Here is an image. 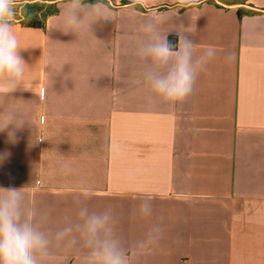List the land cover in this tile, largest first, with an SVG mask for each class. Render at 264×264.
Returning <instances> with one entry per match:
<instances>
[{"label": "crops", "instance_id": "crops-1", "mask_svg": "<svg viewBox=\"0 0 264 264\" xmlns=\"http://www.w3.org/2000/svg\"><path fill=\"white\" fill-rule=\"evenodd\" d=\"M38 2L54 6L41 27L25 22V8ZM105 2L113 22L94 24L93 37L63 32L62 0H18L30 90L12 95L30 127L16 145L0 133V152L11 153L0 186H26L31 203L51 210L53 228L91 191L90 208L114 209L128 247L161 226L134 264H264V0ZM154 11L173 18L165 32L195 29L186 35L199 51L216 49L175 105L143 81L124 19ZM146 197L153 211L143 217ZM61 261L78 264V256Z\"/></svg>", "mask_w": 264, "mask_h": 264}, {"label": "clouds", "instance_id": "clouds-1", "mask_svg": "<svg viewBox=\"0 0 264 264\" xmlns=\"http://www.w3.org/2000/svg\"><path fill=\"white\" fill-rule=\"evenodd\" d=\"M18 0H0V133L7 136L6 143L16 145L18 133L29 126L24 112L16 105L13 93L30 90L25 86L28 65L20 55L21 46L15 30ZM179 13L176 14L178 17ZM61 18L65 34L92 33L94 24L113 22V13L105 0L87 3L86 0H62ZM135 31L134 54L143 66V81L162 101L175 105L192 93L200 71L216 55L208 46L199 51L187 34L174 28L164 31L170 21L166 13L149 12L143 16L129 13L124 18ZM175 31L176 45L167 36ZM230 56V54H229ZM38 142V141H37ZM30 146L34 144L30 139ZM36 143V142H35ZM11 156L0 152V165ZM64 173L71 169L63 166ZM26 186L21 188L0 186V264H62L66 253H75L78 264H134L141 250L162 236L163 229L156 226L146 241L128 247L117 231L118 217L111 207L93 210L88 204L91 191L79 194L74 201V215L58 227H51V210L38 209L27 198ZM152 198L146 197L139 205L143 217L152 215Z\"/></svg>", "mask_w": 264, "mask_h": 264}, {"label": "rangeland", "instance_id": "rangeland-1", "mask_svg": "<svg viewBox=\"0 0 264 264\" xmlns=\"http://www.w3.org/2000/svg\"><path fill=\"white\" fill-rule=\"evenodd\" d=\"M54 6L46 2H38L32 5H27L25 8V22L41 21L46 15L53 12Z\"/></svg>", "mask_w": 264, "mask_h": 264}, {"label": "trees", "instance_id": "trees-1", "mask_svg": "<svg viewBox=\"0 0 264 264\" xmlns=\"http://www.w3.org/2000/svg\"><path fill=\"white\" fill-rule=\"evenodd\" d=\"M28 25H33V26H36V27H41L42 26V22L39 21V20H36L34 22H27Z\"/></svg>", "mask_w": 264, "mask_h": 264}]
</instances>
